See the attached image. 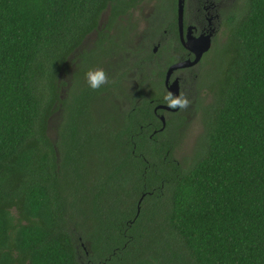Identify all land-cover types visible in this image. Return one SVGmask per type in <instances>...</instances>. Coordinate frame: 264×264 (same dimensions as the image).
Wrapping results in <instances>:
<instances>
[{"label":"trees","instance_id":"1","mask_svg":"<svg viewBox=\"0 0 264 264\" xmlns=\"http://www.w3.org/2000/svg\"><path fill=\"white\" fill-rule=\"evenodd\" d=\"M114 2L0 0V264H264V0L224 16L188 165L112 120L80 70L61 95Z\"/></svg>","mask_w":264,"mask_h":264},{"label":"flooded vegetation","instance_id":"2","mask_svg":"<svg viewBox=\"0 0 264 264\" xmlns=\"http://www.w3.org/2000/svg\"><path fill=\"white\" fill-rule=\"evenodd\" d=\"M125 1L127 3L123 8L114 2L118 13L111 15L108 28L99 38L97 33H91L95 37L92 45L78 56L77 62L72 63L90 35L85 38L68 59L65 73L71 72V80L72 73L80 70L82 86L88 87L85 73L103 69L108 82L101 86L104 91L98 93L94 100H105L101 103L108 109V116L114 121L120 120L119 124L137 126L139 133L136 139L146 136L150 140L169 139L175 143L198 113L202 127L203 109L199 108L195 98L198 85L204 84L206 78L203 79L198 69L216 44L219 31L225 29L224 16L237 13L238 5L236 0H182L180 27L179 0ZM225 8L229 10L223 15ZM102 22H107V14H102L98 30ZM210 31V50L203 54L199 62L191 67L173 69L174 65L194 60V55L184 48L182 42L187 40L188 32L191 37L197 38ZM209 83L210 78L206 82L207 87ZM168 92L176 96L182 94L190 102L189 106L185 109L169 108L164 100ZM99 114L95 108L87 110L89 119H92L91 115ZM83 118L79 120L87 123ZM138 155L134 157L146 161ZM143 198L141 195L137 201V214L138 208L139 213L142 210L140 204Z\"/></svg>","mask_w":264,"mask_h":264},{"label":"rangeland","instance_id":"3","mask_svg":"<svg viewBox=\"0 0 264 264\" xmlns=\"http://www.w3.org/2000/svg\"><path fill=\"white\" fill-rule=\"evenodd\" d=\"M236 3L238 5V8H241L243 0H236ZM228 10L229 9L225 8V10H223V15H225V13L228 12ZM237 11H238V9H237ZM105 14H107V12H105L103 15H105ZM102 24H103V22H102ZM94 38H95L94 35H90L86 39L84 46L82 47V50L79 49L78 54L73 57L72 63L75 61L77 62V60L79 59L78 56L80 54H82L83 51H86V49L92 45ZM224 40H225V29L224 30L222 29L218 33L216 44L211 48V51L207 55L205 61L203 62V64L198 69L199 74L201 73V75L203 76V79L206 78L205 82L203 81L204 84L198 85L197 95L195 98L197 100V102H199V108H201V110L204 109L210 102L209 93L206 90V88H207L206 82L209 80L208 76H210L212 71L214 70V63L216 66V61L214 58V56L216 54L215 52H216L217 48H219L222 45ZM70 76H71V72H69V71H67V73L61 74L60 80L65 81V84H66L65 86H63L61 88V95H63V96H65L66 92L68 91V85L70 86V81H71ZM199 116L200 115L198 113L195 116V119H193L192 122L187 124L183 133L179 136L180 139L175 141V143H174V158L184 165H188L190 163V161L192 159L193 148L196 145L197 139L203 130L201 127V124L199 122V120H200ZM59 118H60V111L58 110L49 120L48 136H49L50 140H52V141L58 140L56 135H55L54 129H55V127L59 121ZM84 261L85 260L82 257V263H85Z\"/></svg>","mask_w":264,"mask_h":264},{"label":"water","instance_id":"4","mask_svg":"<svg viewBox=\"0 0 264 264\" xmlns=\"http://www.w3.org/2000/svg\"><path fill=\"white\" fill-rule=\"evenodd\" d=\"M182 9H183V1L179 0L178 1V20H179L180 27L182 24ZM211 31L207 35L202 34L198 36L197 38L191 37L190 33L188 32L187 40L182 41V42H183L184 48L194 55V60L186 61L184 63L174 65L172 68L177 69V68L191 67V66L196 65L201 59V57L203 56V54L207 53L210 50L211 37H212ZM138 213H139V208H138Z\"/></svg>","mask_w":264,"mask_h":264},{"label":"clouds","instance_id":"5","mask_svg":"<svg viewBox=\"0 0 264 264\" xmlns=\"http://www.w3.org/2000/svg\"><path fill=\"white\" fill-rule=\"evenodd\" d=\"M86 83L92 90H98L108 82L107 73L103 69L89 70L85 73ZM164 100L169 108L185 109L189 106V101L182 94L179 96L171 92L166 93Z\"/></svg>","mask_w":264,"mask_h":264}]
</instances>
